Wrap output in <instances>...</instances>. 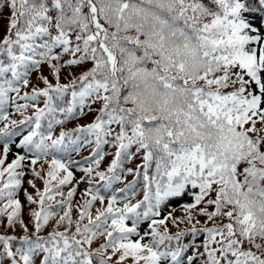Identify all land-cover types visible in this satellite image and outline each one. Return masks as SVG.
I'll return each instance as SVG.
<instances>
[{
  "label": "snow or ice",
  "instance_id": "1",
  "mask_svg": "<svg viewBox=\"0 0 264 264\" xmlns=\"http://www.w3.org/2000/svg\"><path fill=\"white\" fill-rule=\"evenodd\" d=\"M0 229V264H264V0H0Z\"/></svg>",
  "mask_w": 264,
  "mask_h": 264
},
{
  "label": "trees",
  "instance_id": "2",
  "mask_svg": "<svg viewBox=\"0 0 264 264\" xmlns=\"http://www.w3.org/2000/svg\"><path fill=\"white\" fill-rule=\"evenodd\" d=\"M86 153H87V152H85V153H83V154H86ZM10 159H11V157H10ZM80 175H81V173H79V172L76 173L77 178H78ZM28 178H31V177H26V179H28ZM37 186L42 188V184H41L39 181H37ZM25 187H27V184H25ZM83 188H84V185L81 184V185L79 186V191L77 192V198H79V196H80V191H82ZM177 203H179V202H177V201H173V204H174V205L177 204ZM176 214H177V215H180L181 213H180L179 211H177ZM2 230H3V229H0V231H2Z\"/></svg>",
  "mask_w": 264,
  "mask_h": 264
}]
</instances>
